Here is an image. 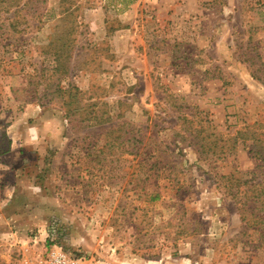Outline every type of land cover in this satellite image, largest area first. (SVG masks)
I'll use <instances>...</instances> for the list:
<instances>
[{"label": "rangeland", "instance_id": "rangeland-1", "mask_svg": "<svg viewBox=\"0 0 264 264\" xmlns=\"http://www.w3.org/2000/svg\"><path fill=\"white\" fill-rule=\"evenodd\" d=\"M250 35L264 0H0V264H264Z\"/></svg>", "mask_w": 264, "mask_h": 264}, {"label": "trees", "instance_id": "trees-1", "mask_svg": "<svg viewBox=\"0 0 264 264\" xmlns=\"http://www.w3.org/2000/svg\"><path fill=\"white\" fill-rule=\"evenodd\" d=\"M264 45L260 44V40L257 41H253L252 39V35L249 36V40L247 42V45L245 47L244 53L246 54L247 58L246 61H249L250 64V73L251 76L259 81H261L264 84ZM82 104L79 103V106H81ZM84 105V104H83ZM197 132H202V129L197 130ZM214 137L216 142L222 141V139H228L230 140V138L233 140L232 141V145L231 143H229V146L227 145H221V152H226L227 149L231 148V151L236 152L237 151V147L238 146V136L236 135H229L228 133H225L223 131H218V130H214L211 131L210 133H208L206 135V137ZM257 142L259 140L258 137H254ZM256 140L253 141V143L247 145L245 142H242L244 146V148H247L248 152L252 153L253 157H260L261 152L258 150H262L264 151V145L261 147H257L256 146ZM219 146V144H217V147ZM231 146V147H230ZM214 148V147H212ZM215 153H217V151H214ZM262 164H259V166ZM264 181H259V182H255L251 185V188H253V190L258 189L260 187V191L256 192V194L252 197V195L250 196V198H253L251 203H253L254 205L251 207V205L248 207L249 209L246 210H250L251 211V216L253 218V222L251 223L253 225V231L255 232V234H257L256 238H255V243L252 245L251 243H247L248 246H250V250L251 253H255V257H257V255L260 252H264V200L261 199V197L264 198ZM258 203L261 204V206L258 205ZM244 204L249 205L247 202H244ZM243 208V207H242ZM244 210V209H243ZM241 219L245 221V224L243 226L242 229V233H246V229L249 228L250 223L247 220V216L242 215ZM253 251V252H252ZM259 252V253H258ZM254 257V258H255Z\"/></svg>", "mask_w": 264, "mask_h": 264}, {"label": "built area", "instance_id": "built-area-1", "mask_svg": "<svg viewBox=\"0 0 264 264\" xmlns=\"http://www.w3.org/2000/svg\"><path fill=\"white\" fill-rule=\"evenodd\" d=\"M26 264H98L95 258L80 251L68 250L65 245L55 244L47 249L45 255Z\"/></svg>", "mask_w": 264, "mask_h": 264}]
</instances>
